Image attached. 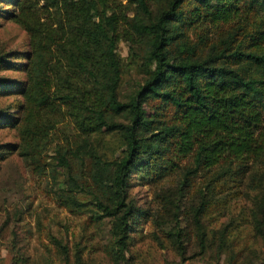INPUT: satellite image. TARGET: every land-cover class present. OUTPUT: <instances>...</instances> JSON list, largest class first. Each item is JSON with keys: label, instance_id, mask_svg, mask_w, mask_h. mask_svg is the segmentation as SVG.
I'll return each instance as SVG.
<instances>
[{"label": "trees", "instance_id": "1", "mask_svg": "<svg viewBox=\"0 0 264 264\" xmlns=\"http://www.w3.org/2000/svg\"><path fill=\"white\" fill-rule=\"evenodd\" d=\"M0 19L28 41L0 51V72L25 75H0V96L18 97L0 108V129L17 137L0 161L17 154L84 232L94 225L71 245L49 234L39 264H95L82 240L106 224V255L129 264L134 226L152 216L129 197L135 181L173 183L158 225L182 263L188 245L231 258L234 219L208 229L204 218L245 200L264 264V0H0ZM12 247L11 264H28Z\"/></svg>", "mask_w": 264, "mask_h": 264}, {"label": "rangeland", "instance_id": "2", "mask_svg": "<svg viewBox=\"0 0 264 264\" xmlns=\"http://www.w3.org/2000/svg\"><path fill=\"white\" fill-rule=\"evenodd\" d=\"M27 44V35L18 24L11 20L0 19V51L21 52L28 50ZM118 51L123 58L127 57L128 49L125 43H119ZM1 74L12 80L25 78L23 73L16 71L0 72ZM129 77V75L123 77L124 91L128 89L126 80ZM14 98H18L17 95L0 96V108L11 104L15 101ZM15 142L17 137L13 129H0L1 144ZM47 182L51 185L52 179L45 180L32 174L15 153L9 154L0 161V264H11L13 244L28 256V264H39L44 259L52 258L46 252L51 242L49 234L62 238L71 245L82 234L87 237L85 232L94 229V225L87 224L84 232L82 228L84 225L81 226L82 216L74 215L68 209L60 207ZM135 182L130 189L129 197L139 211L147 210L152 216L146 220H139L134 226L135 230L131 234L132 246L126 256L130 261L129 264H256V248L261 249V244L258 239L252 237L248 219L245 217L247 211H243L242 208L248 202L236 200L233 202L234 208L223 215L220 213L210 217V214H207L208 216L204 218L208 229H218L226 224L229 218L234 219L231 233L233 237L237 235V238L233 242L235 252L231 258L228 254H223L219 258L215 257L214 253L201 254L195 245H188L187 259L182 263L170 242L163 238L158 225L159 222L166 223L171 219L173 208L165 207L168 205L167 197L163 196L167 189L173 188L169 187L173 186V183L165 181L155 187ZM191 198L196 202L195 195H191ZM183 209L182 207L181 210ZM179 219L182 228L189 225V236L193 240L195 225L192 217L187 216L185 219L181 215ZM108 228L107 224L95 227L96 234H87L92 239L89 242L83 239V243L91 246V258H95V264H127L114 262L106 255L103 245L106 242ZM157 233L160 234L159 237L154 238L153 234ZM245 242L249 251H244L240 255L239 250L243 249ZM99 245H101L100 249ZM54 261L58 262V260Z\"/></svg>", "mask_w": 264, "mask_h": 264}]
</instances>
